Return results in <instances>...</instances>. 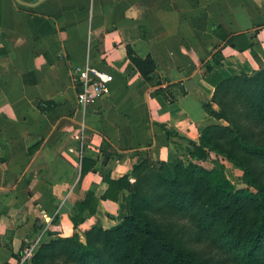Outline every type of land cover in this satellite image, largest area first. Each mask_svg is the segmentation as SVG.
I'll return each mask as SVG.
<instances>
[{"label": "crops", "instance_id": "crops-1", "mask_svg": "<svg viewBox=\"0 0 264 264\" xmlns=\"http://www.w3.org/2000/svg\"><path fill=\"white\" fill-rule=\"evenodd\" d=\"M127 46L153 58L155 83ZM218 49L224 77L259 68L264 0H0V264L37 238L74 233L88 190L97 209L76 228L81 239L121 218L126 195L101 199L102 174L117 179L144 156L170 161L198 137L214 91L202 65ZM87 64L113 80L82 107L72 73Z\"/></svg>", "mask_w": 264, "mask_h": 264}, {"label": "trees", "instance_id": "trees-1", "mask_svg": "<svg viewBox=\"0 0 264 264\" xmlns=\"http://www.w3.org/2000/svg\"><path fill=\"white\" fill-rule=\"evenodd\" d=\"M126 55L144 80L155 83L151 56L139 57L129 46ZM221 61L218 49L202 65L214 87L204 104L212 121L188 140L189 160L144 156L117 179L102 174L100 198L117 201L125 194L124 215L107 228L92 224L81 239L76 228L97 209L88 190L70 217L74 233L41 241L23 264H264V62L224 77ZM211 154L212 167L198 163ZM220 159L241 170L240 186ZM84 161L81 174L88 170Z\"/></svg>", "mask_w": 264, "mask_h": 264}, {"label": "built area", "instance_id": "built-area-1", "mask_svg": "<svg viewBox=\"0 0 264 264\" xmlns=\"http://www.w3.org/2000/svg\"><path fill=\"white\" fill-rule=\"evenodd\" d=\"M72 80L74 84L79 86V90L76 94V101L80 106L85 107L109 93L113 75L87 64L83 67L76 66L74 68ZM44 220L46 224L42 229V234L52 218L44 215ZM39 243L40 238H37L31 244L26 245L22 249V253L19 259H17L16 264L29 262Z\"/></svg>", "mask_w": 264, "mask_h": 264}, {"label": "rangeland", "instance_id": "rangeland-1", "mask_svg": "<svg viewBox=\"0 0 264 264\" xmlns=\"http://www.w3.org/2000/svg\"><path fill=\"white\" fill-rule=\"evenodd\" d=\"M187 146H185L184 150L179 151L176 155L179 157H182L183 159H185L186 161L189 160L188 154H187ZM215 160V156L213 154H211L207 159L202 160V161H198L199 164L205 166V167H212L214 165V161ZM220 161L224 164L225 166V173L227 175V177L237 186L241 185V175L242 172L240 169L232 166V164H230L227 161L221 160ZM105 220V219H104ZM105 225V224H104Z\"/></svg>", "mask_w": 264, "mask_h": 264}]
</instances>
